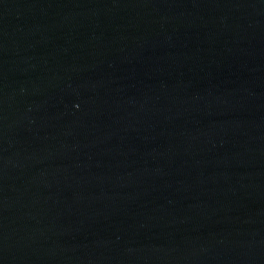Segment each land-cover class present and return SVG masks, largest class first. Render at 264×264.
<instances>
[{"label": "water", "instance_id": "1", "mask_svg": "<svg viewBox=\"0 0 264 264\" xmlns=\"http://www.w3.org/2000/svg\"><path fill=\"white\" fill-rule=\"evenodd\" d=\"M0 264H264V0H0Z\"/></svg>", "mask_w": 264, "mask_h": 264}]
</instances>
